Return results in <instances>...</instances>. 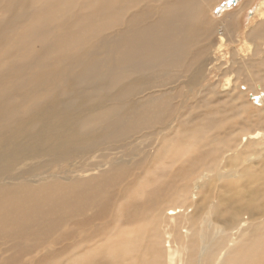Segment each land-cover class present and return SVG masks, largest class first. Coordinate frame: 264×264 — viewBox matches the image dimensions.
I'll return each mask as SVG.
<instances>
[{"label": "bare ground", "instance_id": "1", "mask_svg": "<svg viewBox=\"0 0 264 264\" xmlns=\"http://www.w3.org/2000/svg\"><path fill=\"white\" fill-rule=\"evenodd\" d=\"M216 1L0 0L1 264H264V174L234 197L214 193L213 177L200 184L208 172H257L239 154L228 169H214L216 156L203 162L200 139L235 127L169 86L185 56L192 50V66L208 46L199 43L215 28ZM251 9L247 44L264 53V0H242L223 27L235 30L233 16ZM202 68L185 67L189 89ZM253 96L261 102L264 90ZM244 209L256 220L233 243L242 220L228 225L226 212Z\"/></svg>", "mask_w": 264, "mask_h": 264}, {"label": "rangeland", "instance_id": "2", "mask_svg": "<svg viewBox=\"0 0 264 264\" xmlns=\"http://www.w3.org/2000/svg\"><path fill=\"white\" fill-rule=\"evenodd\" d=\"M241 1L242 0H217L213 4V10L211 12L212 18L215 17L217 19L215 28L209 34V37L207 39H202L199 43L203 46L207 41L208 46L206 47L203 54L198 58V60L192 64V66H188V61L190 55L192 54V50L190 51V55L187 54L185 56L186 61L183 71L186 67V75L195 71V69L199 65V62L203 61V68L200 74L197 76L199 77L197 80V84L193 85L192 89H189V87L185 85V79L182 78L184 76V73H182L183 71L178 69V75L180 74L178 81L175 80L172 82V84L169 85L173 86L174 84H176L179 87L178 89H180V94L182 95H184V93L192 95L190 106L192 105V103L206 100L208 108L210 110H214H212L213 112L209 111L210 115L207 117L209 121H218L219 113L224 112V114L226 115V119L230 120L231 124L235 127L234 131L229 130L224 135L222 129L212 130L215 127L210 126L209 128H206L207 132L212 130L208 133L209 137L200 139V145L204 147L206 146L209 151L207 158H202V161H206L208 166L210 163H214V157L216 156L217 158L215 161V165L213 166L214 169L217 170L224 167L228 169L230 167L227 165V158L229 156L239 154V161H243V164L245 166L253 165L256 169L255 171L257 172V174L253 173V175H251L250 173H246L244 176H240L236 172V169H230L228 173L223 172L216 175L214 173L208 172L205 177L201 178L202 180L200 184H205L208 181V177L215 178L213 192H217L219 194H232V197L238 195L235 191L236 185H242L247 180H251L252 178L256 177H262V175L264 174V141H252L249 139H243L247 133H251L256 130H261L262 132H264V100H262L261 102H257L255 97L253 96V94L264 90V61L260 64L261 69H256L259 70V72L254 70L255 67L250 64L252 62V59L255 60L258 58V56H261L264 53H253L255 47L253 41L247 44V40L250 37L254 38L253 33H255L252 24L247 27L250 20L249 17L252 14L253 10L251 9L246 11L244 19H240L238 16H233V18H235L237 22L241 20L240 26L235 30L228 31L223 27L225 18L222 19V17L224 16V14L227 11L236 8V6H238ZM249 29H251V33L248 35V38H246L244 34ZM218 30H221L222 35H224L226 38L224 44L219 49L217 47L219 44L218 40L220 35L218 33ZM258 48H260V44ZM172 73L175 72L173 71ZM178 75L176 73V75L174 76ZM202 76H206V79L204 81H202ZM227 77L236 78L234 84H232V87L226 89L220 88L219 85H221ZM173 78L175 79V77ZM181 80L183 81V83ZM173 90L176 91V88ZM225 141H227V143L230 145L228 146L231 147V150H227V147L224 144ZM233 142H235V145H233ZM117 153H119V151ZM190 155L191 152L189 153L188 150L186 156ZM193 155L194 152L192 153V156ZM60 164L63 165V163H57V165ZM79 167L80 166L75 163L72 166V168ZM81 169L83 168H79L78 170L80 171ZM51 173L52 175H59L53 177L56 180L66 181L67 179L60 178L62 176V173L54 171H52ZM230 180L232 181V184L230 186L225 184ZM256 183L260 187L264 188V182H262L260 179L256 180ZM263 199L264 193L260 195L258 200L264 201ZM255 215L256 214L253 212L251 213V210L249 209H244L239 213L226 212V219L229 221L228 225H231V223H233L234 227L237 219L242 220L240 224H238L234 229L231 230L233 234V236L231 237L233 243H235L237 239L240 240L241 234H243L245 232V229L247 230L250 224L256 220L254 219ZM43 244L46 245L47 243L45 242ZM142 249L140 250V252L142 251ZM146 251H148L150 255L151 250L148 249V247ZM142 252L140 254H142ZM8 254L9 252L4 254V256L6 257ZM28 257L32 258L33 256ZM177 259L178 257H176L175 261H177ZM137 264L139 263L137 262Z\"/></svg>", "mask_w": 264, "mask_h": 264}, {"label": "water", "instance_id": "3", "mask_svg": "<svg viewBox=\"0 0 264 264\" xmlns=\"http://www.w3.org/2000/svg\"><path fill=\"white\" fill-rule=\"evenodd\" d=\"M232 1H234V0H232Z\"/></svg>", "mask_w": 264, "mask_h": 264}]
</instances>
